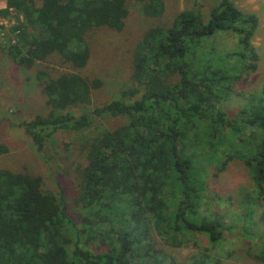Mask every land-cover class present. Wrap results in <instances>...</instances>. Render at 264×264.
Masks as SVG:
<instances>
[{
	"label": "trees",
	"instance_id": "trees-1",
	"mask_svg": "<svg viewBox=\"0 0 264 264\" xmlns=\"http://www.w3.org/2000/svg\"><path fill=\"white\" fill-rule=\"evenodd\" d=\"M6 5L1 15L12 7L24 21L13 29L15 42L2 49L25 66L58 54L63 63L83 67L87 33L99 26L121 30L128 14L127 0ZM143 10L159 16L163 1L147 0ZM258 22L232 0H219L206 16L179 11L169 25L145 30L131 83L119 97L79 115L62 110L89 104L96 81L75 72L42 73L50 110L24 124L39 151L55 132L81 131L96 117L125 121L87 143L74 200L79 220L68 213L62 192L43 188L40 176L0 169V264H175L158 247L159 237L172 247L193 234L212 245L222 240L224 221L202 213L201 205L207 178L234 159L248 167L264 202V84L236 111L226 108L234 83L257 67L251 38ZM218 32L234 35L237 48L214 52L208 40ZM7 151L0 142V154ZM190 264H207L206 255Z\"/></svg>",
	"mask_w": 264,
	"mask_h": 264
},
{
	"label": "rangeland",
	"instance_id": "rangeland-1",
	"mask_svg": "<svg viewBox=\"0 0 264 264\" xmlns=\"http://www.w3.org/2000/svg\"><path fill=\"white\" fill-rule=\"evenodd\" d=\"M146 1L127 0L128 14L121 30L99 26L87 33L85 42L90 54L81 68L63 63L58 54L30 66L19 65L2 49L7 45L3 40L12 36L10 28L3 38L0 35V142L8 147L6 153L0 154V169L40 176L43 188L62 192L68 213L78 220L74 200L79 190L78 172L86 164L87 143L100 131L123 124L125 118L105 115L96 117L81 131L59 130L40 151L24 124L50 110L42 88L45 78L42 73L56 77L60 73L75 72L96 81L89 104L72 106L62 113L79 115L83 109L99 107L119 97L122 89L131 83L134 50L147 28L169 25L183 9H195L206 16L219 0H162L164 11L159 16L144 12ZM232 1L241 10L256 13L259 22L251 38L258 55L257 67L245 79L234 83L232 97L226 101L230 113L264 84V0ZM208 41L218 54L237 48L236 37L228 32H218ZM213 171L211 168L210 172ZM205 193L208 198H204L201 212L219 216L224 221L226 229L222 240L212 245L203 234H193L183 239L181 246L172 247L159 237L158 247L164 248L175 264H190L201 255H206L207 264H264V202L257 196L245 163L234 159L216 177L209 176Z\"/></svg>",
	"mask_w": 264,
	"mask_h": 264
},
{
	"label": "built area",
	"instance_id": "built-area-1",
	"mask_svg": "<svg viewBox=\"0 0 264 264\" xmlns=\"http://www.w3.org/2000/svg\"><path fill=\"white\" fill-rule=\"evenodd\" d=\"M6 0H2L0 2V10L6 9ZM9 18H12L9 21ZM24 21V18L21 13H18L14 8L10 7L8 8V13L5 15L0 14V35L3 38L4 32L11 31L12 36H8L7 39H4L3 42H7V44H11L15 42V37L13 33V29L16 28L18 24H21ZM18 30H15V33H17Z\"/></svg>",
	"mask_w": 264,
	"mask_h": 264
}]
</instances>
